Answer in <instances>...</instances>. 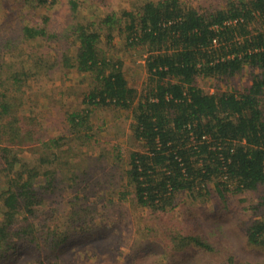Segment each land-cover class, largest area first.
<instances>
[{"label": "trees", "instance_id": "trees-1", "mask_svg": "<svg viewBox=\"0 0 264 264\" xmlns=\"http://www.w3.org/2000/svg\"><path fill=\"white\" fill-rule=\"evenodd\" d=\"M33 1L37 7L56 2ZM72 5L76 14L78 3L73 0ZM49 19L23 25L17 36L5 34L0 51L23 50L30 41L50 45L72 38L76 52L64 54L62 62L87 74L91 90L86 108L69 114L72 137L46 139L38 135L41 123L33 109L25 108L22 94L16 92L30 75L27 71L51 70L57 60L52 54H20L32 60L31 69L0 71V264H60L70 245L78 242H95L94 248L114 252L109 242L115 239L117 226L94 220L92 206L84 201L87 197L83 203L71 201L62 226L52 227L54 213L44 210L49 186L57 185V173L71 164L69 141L81 139L83 146L91 139L93 108L116 107L132 113L134 138L143 150L131 152L123 173L132 187V200L141 208L164 211L178 193L196 198L210 182L224 200L231 190L242 193L264 187V0H229L225 8L206 12L180 0H148L140 8L108 13L94 23L97 28L72 21L60 33L48 27ZM103 32L108 44L117 33L128 48L148 51L147 94L139 96L129 85L123 61L107 55ZM245 70L251 84L243 93L232 89L206 93L197 83L200 77L228 80ZM26 148L27 153L40 154V165L47 170L19 152ZM51 165L55 169L48 172ZM83 181L87 190L85 176ZM189 220L193 225L187 222L163 234L169 260L195 248L216 251L210 237L215 234L200 233L192 217ZM242 227L250 245H264V215L243 222ZM149 246L147 240L131 246L125 259L132 264H162L151 260Z\"/></svg>", "mask_w": 264, "mask_h": 264}, {"label": "rangeland", "instance_id": "rangeland-1", "mask_svg": "<svg viewBox=\"0 0 264 264\" xmlns=\"http://www.w3.org/2000/svg\"><path fill=\"white\" fill-rule=\"evenodd\" d=\"M72 1L56 0L55 5L37 7L33 0H0V38L5 34L17 36L23 25L43 23L45 16L50 18L48 27L56 33L63 32L72 21L97 28L98 22L108 13L140 8L148 0H74L78 3L76 14L73 12ZM180 1L206 12L225 8L229 0ZM101 38L107 55L123 61L129 85L137 89L139 96L147 94L150 85L145 61L148 51L128 48L122 35L117 33H113L110 44L107 33L103 32ZM44 43L36 40L26 42L23 50L22 47L18 50H1L0 71L7 74L11 69H28L32 60L20 54H52L57 60L55 68H41L39 72L36 69L27 71L30 75L24 77L19 93L16 94H22L24 107L33 109L41 123L38 126L39 136L46 139L65 138L66 135L72 137L68 117L71 112L86 108L85 98L91 90L90 79L87 74L66 67L62 62L64 54L72 55L76 52L77 45L72 38L70 41H53L50 45ZM197 83L206 93L227 89L243 93L251 84V76L245 70L228 80L200 77ZM91 122L92 136L85 145L81 146L82 140L78 138L69 141L73 146L72 158H69L71 164L64 165L62 172L57 173V185L49 186L45 194L44 210L50 211V215L54 213L52 227L62 226L70 213L71 201L80 199L78 203H83L87 197L84 201L86 205L92 206L94 220L102 225L112 227L115 223L117 226L114 232L116 237L109 242L114 252L110 254L107 248L104 251L94 248L95 242H78L70 245L71 249L65 252V260L60 264H132L125 256L131 252V246H138L146 240L152 243L149 246L152 249L149 251L150 257L153 255L151 260L162 264H264V245H250L242 227L243 222L249 224L264 215V187L242 193L231 190L226 193L224 200L210 182L206 189L197 191L196 198L187 192L178 193L174 204L164 211L141 208L132 200L133 190L123 173L128 167L131 152L143 150L142 144L134 138L131 111L116 107L93 108ZM25 150L27 148L19 149V152L23 155L25 153L34 166H41L40 154L37 151L30 154ZM78 163H82L80 169L76 167ZM83 168L89 173L84 174ZM54 169L51 165L48 172ZM83 176L90 185L87 190ZM78 188L80 191H77ZM82 188L84 191H81ZM41 216L46 217L44 214ZM190 217L200 233L215 234L210 237L216 251L205 253L195 248L181 258L169 260L167 256L170 250L166 248V237L163 234L178 230L187 222L191 224ZM206 237L209 238V235Z\"/></svg>", "mask_w": 264, "mask_h": 264}]
</instances>
